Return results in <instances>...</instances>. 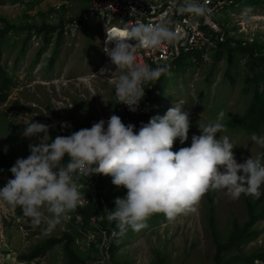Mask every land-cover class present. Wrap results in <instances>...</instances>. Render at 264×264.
<instances>
[{
    "label": "rangeland",
    "instance_id": "1",
    "mask_svg": "<svg viewBox=\"0 0 264 264\" xmlns=\"http://www.w3.org/2000/svg\"><path fill=\"white\" fill-rule=\"evenodd\" d=\"M63 1L0 0V31L8 32L2 40L0 64L13 81L7 101L0 103V187L4 186L3 178H14L9 169L15 161L30 155L29 144L40 142L36 137L22 136L25 122L51 126L47 138L50 140L90 128L100 112L114 105L113 82L123 70L117 71L111 81L106 79L110 73L100 75L102 68L116 70L104 56L102 27L92 24L89 31L70 39L58 34L66 20L80 17L90 0H67L60 5ZM215 17L230 43H218L209 59L198 64L184 55L167 66L157 81L147 83L148 98L155 99L154 109L151 101L147 104L150 117L165 114L175 102L189 112L188 140L184 144L176 140L173 151H178L191 145L193 135L202 134L200 123L214 122L224 111L223 135L233 143L237 162L253 157L264 163V146L251 140L253 134L264 136L259 112L262 106L251 111L263 82L253 73V61L260 58L258 63L264 64V0H236L234 8ZM30 27L36 29L30 31ZM248 80L251 85L246 90ZM140 116L141 112L137 119ZM149 120L141 121L136 129ZM65 122L69 126L63 127ZM221 135L218 133L217 138ZM67 162L68 157L63 163ZM106 178V198L114 209L116 198H123L127 189L114 185L111 175ZM260 192L262 199L257 203L258 198L251 195L232 199L226 190H209L195 212L181 214L172 221L163 213L152 214L140 231L119 230L118 238L110 245L108 264L250 261L264 253V186ZM20 210L0 201V234L5 236L1 264H82L101 257L100 242L92 230L82 234L61 221L47 233L43 223L34 227L18 222ZM55 240L58 242L48 246L44 254L41 250L36 258H28L32 250L36 252L40 245ZM221 245L225 247L219 251Z\"/></svg>",
    "mask_w": 264,
    "mask_h": 264
},
{
    "label": "clouds",
    "instance_id": "2",
    "mask_svg": "<svg viewBox=\"0 0 264 264\" xmlns=\"http://www.w3.org/2000/svg\"><path fill=\"white\" fill-rule=\"evenodd\" d=\"M172 2L179 14L199 17L208 11L207 0ZM106 31V43L114 46H106L103 51L116 70L102 68L100 75L110 73L106 79L111 81L117 71L124 70L116 79L115 95L135 113L146 95L143 85L157 81L167 71L165 66L152 68L138 62L137 49L171 44L178 39L177 33L163 17L155 25L137 19L125 30L107 26ZM224 115L220 111L216 121L200 123L202 134L193 135L191 145L178 151H173L174 143L179 139L184 144L191 126L189 112L178 102L165 114L142 123L139 130L114 114L90 128L48 140L51 126L25 122L22 136L36 137L40 142L30 143V155L18 158L11 166L14 178L0 187V201L19 207L22 214L18 218H31L34 227L43 223V230L51 233L81 202L80 176L111 175L114 185L127 189L126 196L116 198V207L107 217L115 220L123 233L128 228H145L147 218L155 213H163L172 221L181 214L195 212L209 190H226L232 199L242 194L259 198L264 186V163L253 157L237 162L233 143L223 135ZM62 126L69 125L65 122ZM218 133H222L219 139ZM251 140L264 146V136L253 134ZM65 157L67 163H63Z\"/></svg>",
    "mask_w": 264,
    "mask_h": 264
},
{
    "label": "built area",
    "instance_id": "3",
    "mask_svg": "<svg viewBox=\"0 0 264 264\" xmlns=\"http://www.w3.org/2000/svg\"><path fill=\"white\" fill-rule=\"evenodd\" d=\"M66 3L67 0H64L60 5ZM235 6L236 0H207V13L197 17L188 13H177L172 0H90L89 6L80 17L77 19H68L64 22L62 31L64 38L70 39L89 31L90 25L97 24L105 32V45L103 46L113 47L114 44L106 43L107 26L125 30L126 26L134 24L137 19L144 23L151 22L155 25L163 17L167 20L168 26L176 31L178 39L171 44L164 43L158 49L139 48L136 52L138 62L155 68L157 66H166L171 62L181 59L184 55L189 56V60L195 62L198 56L202 60H208L213 48L218 43L223 44L228 41V34L219 25L215 15L223 11H229ZM130 42L133 44L136 43L135 41ZM104 56L110 59L105 52ZM116 79L113 82L114 105L112 108H107L100 112L96 122L101 119L107 120L114 114L120 116L125 124L133 123L136 118L139 110L135 113L131 112L127 105L120 103L117 99L115 95ZM145 85H143L144 88ZM147 96L146 91L145 97ZM8 179L10 178H3L4 185ZM78 184L82 196L77 208L84 209L91 207L96 211H93L89 219L86 220L81 213L74 210L69 214L68 219L62 220V223L66 226L75 227L82 234L92 230L98 236L99 240L97 241L100 242L101 257L96 261L84 262L82 264H108L110 260V245L113 246L112 243L118 238L119 232L115 227L105 225L107 211H104L98 197L100 174L80 176ZM18 222L24 225H30L31 218L22 215L18 218ZM96 236H93V238ZM93 238L90 239L92 240ZM4 239V233H1L0 261L5 257V254L1 250ZM257 262L264 264V259L255 258L244 264H257Z\"/></svg>",
    "mask_w": 264,
    "mask_h": 264
},
{
    "label": "trees",
    "instance_id": "4",
    "mask_svg": "<svg viewBox=\"0 0 264 264\" xmlns=\"http://www.w3.org/2000/svg\"><path fill=\"white\" fill-rule=\"evenodd\" d=\"M64 24V23H63ZM63 25H62V27L61 28H58V34L61 36V37H63L64 38V34H63V31H62V29H63ZM34 29H36V28H34V27H30L29 28V30L30 31H33ZM52 31H56V29H53ZM52 31H49L48 33L50 34ZM8 34V32L6 31V32H3V31H0V58H1V56H2V50H1V44H2V40L5 38V36ZM52 34V33H51ZM50 34V35H51ZM229 42V41H228ZM230 43V42H229ZM229 43H226V44H229ZM226 44H222V45H226ZM263 59V58H262ZM260 58H254V66H253V73H255V75H259L260 76V79H261V81H263L264 82V64L263 63H258V62H260ZM264 60V59H263ZM191 63H194V64H198L199 62H201L202 61V59H201V57H197V60H196V62L195 61H193V60H189ZM175 62V61H174ZM174 62H171L170 64H168V65H166L165 67L166 68H168L167 66H169V65H171V64H174ZM253 75V74H252ZM256 79V78H255ZM254 79V80H255ZM253 80V81H254ZM262 82V84L260 85V87L258 88V90H257V97H256V99H255V101L253 102V104H252V107H251V111H257V106H259V104L262 106L261 107V109L259 110V112H260V115H261V119L260 120H262L263 121V123L262 124H264V83ZM12 84H13V81H12V79L8 76V74H7V72L2 68V66H1V64H0V103H4V102H6L7 101V99H8V91H9V89H10V87L12 86ZM147 84V83H146ZM251 85V80H248V82L246 83V90H248V88H249V86ZM146 91H147V88H146ZM150 92V91H149ZM153 98V97H152ZM149 101H151V96L148 98V96H147V98L146 97H144L143 98V100L141 101V107H140V109H139V111H138V113L136 114V118H135V120L133 121V123L132 124H134V125H136V128L138 127V125L141 123V121L143 122V121H146V119H150L151 117V112H150V107H149V105H147L148 103H149ZM155 103V99L153 100V101H151V104H152V107H153V109H154V104ZM139 112H141V116H140V118H138L137 119V116H138V114H139ZM261 127H264V125H262ZM260 130H261V128H260ZM67 157H65V159H66ZM108 182H107V178H106V175H104V174H100V184H99V189H98V197H99V201L101 202V206L104 208V211L106 210L107 212H106V221H105V225L106 226H112V227H115L117 230H118V232H119V229H118V227H117V223H116V221L115 220H113V221H109L108 220V214H109V212L110 211H112V208H111V206L108 204V200H107V198H106V194L108 193V184H107ZM124 196H126V194L124 195ZM261 196L258 198V201H256L257 203L258 202H261ZM76 211H78L79 213H81L85 218H86V220H88L89 219V217L92 215V213H93V211H96L94 208H91V207H88V208H76L75 209ZM21 211V210H20ZM22 214V212L20 213V215ZM253 214H255L256 215V212H255V210L253 211ZM257 216V215H256ZM254 223V222H253ZM67 237L68 238H70V240H71V238L74 240V238L71 236V235H67ZM244 237V236H243ZM56 242H58L57 240H55V241H53V242H51V244H49V245H40L39 247H37L38 248V250L36 251V252H33V253H31V255H30V257H29V259H32V258H35L36 256H37V254L41 251V250H43L44 252H43V254L46 252L45 251V249L46 248H48V246H50V245H52V244H54V243H56ZM231 244V243H230ZM229 244V245H230ZM224 247L225 246H220V248H219V251H222V249H224ZM257 257H261V258H263L264 259V253H261V254H259ZM217 259H218V261L219 260H221L220 259V253H219V256H217ZM238 259H240V258H238ZM237 259V260H238ZM254 259V258H253ZM249 259H244V260H242V259H240L239 260V262H240V264H244L245 262H249L248 261ZM252 260V259H251ZM250 260V261H251Z\"/></svg>",
    "mask_w": 264,
    "mask_h": 264
},
{
    "label": "crops",
    "instance_id": "5",
    "mask_svg": "<svg viewBox=\"0 0 264 264\" xmlns=\"http://www.w3.org/2000/svg\"><path fill=\"white\" fill-rule=\"evenodd\" d=\"M33 251H34V250H32V251L29 253V255H28L29 257H30V255H31V253H32ZM28 256H26V257H28ZM13 257H15V256H13ZM29 257H28V258H29ZM35 258H36V257H35ZM26 259H27V258H26Z\"/></svg>",
    "mask_w": 264,
    "mask_h": 264
},
{
    "label": "bare ground",
    "instance_id": "6",
    "mask_svg": "<svg viewBox=\"0 0 264 264\" xmlns=\"http://www.w3.org/2000/svg\"><path fill=\"white\" fill-rule=\"evenodd\" d=\"M103 45H105V43ZM103 48H104V46H103Z\"/></svg>",
    "mask_w": 264,
    "mask_h": 264
}]
</instances>
